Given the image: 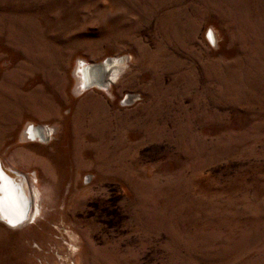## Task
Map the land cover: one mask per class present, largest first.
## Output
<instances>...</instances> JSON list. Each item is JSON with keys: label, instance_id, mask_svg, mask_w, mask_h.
Instances as JSON below:
<instances>
[{"label": "rangeland", "instance_id": "rangeland-1", "mask_svg": "<svg viewBox=\"0 0 264 264\" xmlns=\"http://www.w3.org/2000/svg\"><path fill=\"white\" fill-rule=\"evenodd\" d=\"M0 161V264H264V0H0Z\"/></svg>", "mask_w": 264, "mask_h": 264}, {"label": "bare ground", "instance_id": "bare-ground-1", "mask_svg": "<svg viewBox=\"0 0 264 264\" xmlns=\"http://www.w3.org/2000/svg\"><path fill=\"white\" fill-rule=\"evenodd\" d=\"M119 70V64L112 58L100 62L82 60L77 75L86 88L95 86L108 90L117 77ZM31 128L30 138L31 136L32 139L46 138L47 128L42 126L36 128L35 125ZM35 216L36 211L26 187V179L21 181L20 178L8 173L0 161V219H3L9 225L19 226L20 223H25L27 219Z\"/></svg>", "mask_w": 264, "mask_h": 264}, {"label": "built area", "instance_id": "built-area-1", "mask_svg": "<svg viewBox=\"0 0 264 264\" xmlns=\"http://www.w3.org/2000/svg\"><path fill=\"white\" fill-rule=\"evenodd\" d=\"M32 126H33V125H32ZM32 126H31V127H32ZM31 127H30V129L32 130V128H31ZM35 127H36V126H35ZM36 128H37V127H36Z\"/></svg>", "mask_w": 264, "mask_h": 264}]
</instances>
